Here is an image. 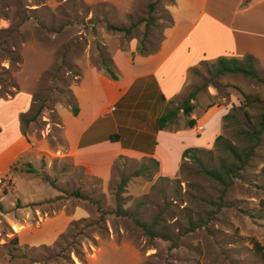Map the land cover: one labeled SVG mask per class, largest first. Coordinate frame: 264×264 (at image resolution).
Wrapping results in <instances>:
<instances>
[{"label":"rangeland","instance_id":"1","mask_svg":"<svg viewBox=\"0 0 264 264\" xmlns=\"http://www.w3.org/2000/svg\"><path fill=\"white\" fill-rule=\"evenodd\" d=\"M174 1L0 0V99L19 92L12 105L17 107L20 102L18 107L23 108L32 96L31 108L20 115V121L22 116L29 120L28 124L23 122L22 129L34 158L26 163L22 157L10 178L20 175L36 182L49 178L54 187L44 180L45 187L22 182L17 191L28 194L34 189L47 195L56 190L59 196L46 205L30 206H37L42 217L59 211L69 217L77 215L49 245H20L7 225L0 223V264H264L252 247L254 242L264 243V132L242 178L228 189L226 207L213 220H209V202L216 199L219 187L198 173L194 161L199 158L215 165L223 155L213 144L206 145L209 153L192 154L173 177H159L146 159L124 158L115 162L109 178L98 179L61 157L64 141L55 108L65 119L70 113L65 108L75 106L71 87L78 83L82 67L102 70L101 61L110 60L114 51L125 50L133 39L143 52H153L170 25V16L183 14L182 10H170ZM108 25L130 29V33L108 29ZM255 69L264 81V61ZM188 82L187 95L212 87L217 92L213 103L236 94L239 102H232L237 108L224 121L221 136L238 145L239 130L256 123L262 113L264 84L236 74L215 77L210 64L191 70ZM237 87L260 97L261 102L245 108L251 124L239 110L243 97ZM5 108L2 113L8 112ZM140 168L148 169L135 176ZM75 191L86 199L71 197ZM117 194L123 209L137 211L144 222L156 220V228L170 235L176 246L160 238L149 239L131 219L113 214ZM0 196L4 197L6 214L11 216L18 195L0 188ZM138 202H142L139 207ZM24 217L36 224L30 213L18 216V223L25 226ZM199 221L203 222L200 228L188 231ZM90 223L91 227H85ZM23 226L13 229L20 231Z\"/></svg>","mask_w":264,"mask_h":264},{"label":"crops","instance_id":"2","mask_svg":"<svg viewBox=\"0 0 264 264\" xmlns=\"http://www.w3.org/2000/svg\"><path fill=\"white\" fill-rule=\"evenodd\" d=\"M170 10H182L183 14L170 16V25L164 29L153 52L139 53L138 43L133 39L125 50L110 53L118 80H112L94 66L82 67L78 83L71 87L77 115L65 108L71 114L63 119L55 108L64 141L61 157L91 177L109 178L115 162L124 158L154 159L159 177L176 176L187 160L183 157L185 151L211 150L206 145L214 146L216 137L222 133L224 116L237 108L232 101L239 102L236 94H229L226 97L229 100L222 98L221 103H213L217 92L207 87L194 93L190 101L193 112L186 116L179 106L187 97L189 72L199 65L213 66L221 57L242 60L250 55L255 65L264 61V0H175ZM229 75L235 74L222 76ZM18 95L19 92L0 99L8 109L2 113L5 105L0 104V177L9 181L8 188L1 189L18 195L11 216L6 214L4 197L0 196V223L7 225L9 234L17 237L20 245H49L77 215L73 213L69 217L59 211L42 217L37 206L30 205H46V201L59 196L58 192L39 195L31 189L28 194L23 193L19 191L22 182L31 185L35 182L43 187L47 183L20 175L10 178L13 164L16 163V170L22 157L27 159L26 163L34 158L33 147L20 121V115L31 108L32 96L20 108V102L16 103L17 107L12 105ZM174 102H178L177 118L157 129V118ZM189 121L194 125L190 126ZM199 126L201 132L197 131ZM28 213L34 216L36 224L25 217V226L18 223V216ZM14 226L23 228L15 231Z\"/></svg>","mask_w":264,"mask_h":264},{"label":"trees","instance_id":"3","mask_svg":"<svg viewBox=\"0 0 264 264\" xmlns=\"http://www.w3.org/2000/svg\"><path fill=\"white\" fill-rule=\"evenodd\" d=\"M152 18L150 16L149 21ZM108 29L123 32L125 34L130 33V29H123L113 27L111 25L107 26ZM139 53L144 54L141 48H137ZM102 70L111 78L112 80H118L119 76L118 73L113 69V64L111 60H102L101 61ZM214 69V76H222L227 74H238L245 78H249L255 80L257 83L264 84L256 72L255 69V61L254 58L250 55H246L242 60H239L234 57H221L215 61V64L212 66ZM243 97V101L240 103L239 110H243V114L246 117V120L249 124H251V118L249 117L248 113L246 112L245 108L251 106L254 103L261 102L260 97L258 95H250L246 94L240 90V88H236ZM194 93L188 94L182 104L179 106V109L183 111V113L188 116L193 112V105L190 104ZM71 111L73 115H77L78 109L76 106L71 107ZM178 112L176 108L166 109L165 113H163L159 118L156 120V128L163 129L169 122L174 121L177 118ZM230 114L224 116L223 120L226 121L230 118ZM21 122L29 123L27 119L25 121L24 117H21ZM190 126L194 125L193 121L188 122ZM264 132V103L262 106V113L260 114L256 123L252 124L247 129L239 130L237 136L239 138L238 145H234L231 142L225 140L221 135L217 136L214 141V147L220 151L223 156H220L218 162L210 166L209 164L205 163L202 159L194 158V161L197 163L198 166V173L206 178L207 180L213 182L219 187V191L217 197L214 201L209 202L212 210L209 213V220L214 219V215L219 213L222 208L226 207V203L224 201L225 195L228 189L233 185L234 180L242 178V171L248 165L250 160L254 157L255 149L260 145L261 142V135ZM209 153L210 150H196L190 149L185 151L183 154L184 158L189 159V157L195 153ZM151 162V167L155 168V173L158 171V163L154 159L143 158ZM16 163L13 164L10 168V173L15 170ZM148 168H140L139 170L134 172L135 176H140L143 172ZM262 172L264 173V165L262 167ZM32 168L31 165L28 164V172H31ZM150 180V177L148 178ZM42 180L51 183L53 186L54 184L50 181L49 178H42ZM9 182V181H8ZM54 187V186H53ZM71 197L77 199H86L80 192L75 191L70 194ZM142 202L137 203V207L141 205ZM264 206V203L262 204ZM118 217H124L131 219L133 223L142 231V233L148 237L149 239L153 238H160L166 241H171L172 246H176V242L173 241L170 235L165 233L163 230H158L156 228V220L152 221L151 223H147L142 221L139 218V214L137 211H128L122 208L120 203V195H116V206L112 212ZM84 222V219L83 221ZM93 223L87 224L85 227H91ZM203 225V222H196L189 227L188 231H193L194 229L200 228ZM254 253L264 260V243L260 244L254 242L252 244Z\"/></svg>","mask_w":264,"mask_h":264},{"label":"built area","instance_id":"4","mask_svg":"<svg viewBox=\"0 0 264 264\" xmlns=\"http://www.w3.org/2000/svg\"><path fill=\"white\" fill-rule=\"evenodd\" d=\"M197 131L201 132L202 131V127L201 126L197 127ZM0 188H2V189H7L8 188V181L4 180L1 177H0Z\"/></svg>","mask_w":264,"mask_h":264},{"label":"bare ground","instance_id":"5","mask_svg":"<svg viewBox=\"0 0 264 264\" xmlns=\"http://www.w3.org/2000/svg\"><path fill=\"white\" fill-rule=\"evenodd\" d=\"M16 230L18 231V229L16 228Z\"/></svg>","mask_w":264,"mask_h":264}]
</instances>
